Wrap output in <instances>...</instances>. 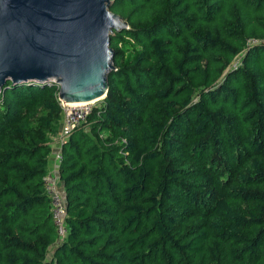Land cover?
Here are the masks:
<instances>
[{"label": "trees", "instance_id": "trees-1", "mask_svg": "<svg viewBox=\"0 0 264 264\" xmlns=\"http://www.w3.org/2000/svg\"><path fill=\"white\" fill-rule=\"evenodd\" d=\"M109 7L127 27L61 145L60 241L43 184L57 87L0 92V264H264V0Z\"/></svg>", "mask_w": 264, "mask_h": 264}, {"label": "water", "instance_id": "water-1", "mask_svg": "<svg viewBox=\"0 0 264 264\" xmlns=\"http://www.w3.org/2000/svg\"><path fill=\"white\" fill-rule=\"evenodd\" d=\"M111 0H0V92L49 83L60 101L102 98L113 66L109 36L127 22Z\"/></svg>", "mask_w": 264, "mask_h": 264}, {"label": "built area", "instance_id": "built-area-1", "mask_svg": "<svg viewBox=\"0 0 264 264\" xmlns=\"http://www.w3.org/2000/svg\"><path fill=\"white\" fill-rule=\"evenodd\" d=\"M251 42V39H247ZM92 101H80V102H63L59 100L61 107L62 118L60 124L59 134L56 142L57 147L53 154L54 161L58 164L62 158L61 145L69 137L72 130L82 124L87 115L91 112L93 105ZM59 176L57 178H49L45 173L43 176V184L45 192L49 197L50 203V214L52 223L55 228L57 240H62L67 234V223H66V211H65V199L63 186H60Z\"/></svg>", "mask_w": 264, "mask_h": 264}, {"label": "crops", "instance_id": "crops-1", "mask_svg": "<svg viewBox=\"0 0 264 264\" xmlns=\"http://www.w3.org/2000/svg\"><path fill=\"white\" fill-rule=\"evenodd\" d=\"M59 130H56L48 135V144H49L48 154L49 155H47L48 160H47V166H46V172H45L47 174V177L57 178V179H58V167H57V163L54 161L53 154L57 147L56 139L59 134Z\"/></svg>", "mask_w": 264, "mask_h": 264}, {"label": "rangeland", "instance_id": "rangeland-1", "mask_svg": "<svg viewBox=\"0 0 264 264\" xmlns=\"http://www.w3.org/2000/svg\"><path fill=\"white\" fill-rule=\"evenodd\" d=\"M241 56H242V52H239V53L235 56V58L233 59L231 66H236V65H238V64L240 63V58H241ZM195 98H196V97H195ZM195 98H194V99H195ZM100 99H102V98L96 99V100H94V101L91 102L92 105H93V107L100 105V102H101ZM85 122H86V118H85V120H84V121L82 122V124H81L82 127H86V126H87ZM60 124H61V121L59 122V124H58V126H57V130H59V128H60ZM57 132H58V131H57ZM48 155H49V154H48ZM59 184L62 186L61 181H60ZM51 249H52V247L50 246L49 249H48V253H47V256H48V257H49L50 254H51Z\"/></svg>", "mask_w": 264, "mask_h": 264}]
</instances>
